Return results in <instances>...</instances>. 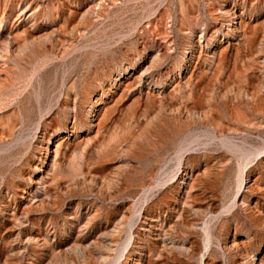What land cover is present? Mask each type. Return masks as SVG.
Listing matches in <instances>:
<instances>
[{
  "label": "rangeland",
  "instance_id": "obj_1",
  "mask_svg": "<svg viewBox=\"0 0 264 264\" xmlns=\"http://www.w3.org/2000/svg\"><path fill=\"white\" fill-rule=\"evenodd\" d=\"M0 264H264V0H0Z\"/></svg>",
  "mask_w": 264,
  "mask_h": 264
},
{
  "label": "bare ground",
  "instance_id": "obj_2",
  "mask_svg": "<svg viewBox=\"0 0 264 264\" xmlns=\"http://www.w3.org/2000/svg\"><path fill=\"white\" fill-rule=\"evenodd\" d=\"M126 153H128V148L125 150Z\"/></svg>",
  "mask_w": 264,
  "mask_h": 264
}]
</instances>
